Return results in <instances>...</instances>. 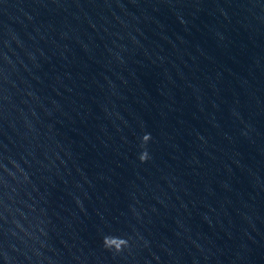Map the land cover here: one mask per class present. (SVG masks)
<instances>
[{"label": "water", "instance_id": "1", "mask_svg": "<svg viewBox=\"0 0 264 264\" xmlns=\"http://www.w3.org/2000/svg\"><path fill=\"white\" fill-rule=\"evenodd\" d=\"M0 264H264V0H0Z\"/></svg>", "mask_w": 264, "mask_h": 264}, {"label": "clouds", "instance_id": "2", "mask_svg": "<svg viewBox=\"0 0 264 264\" xmlns=\"http://www.w3.org/2000/svg\"><path fill=\"white\" fill-rule=\"evenodd\" d=\"M150 138H151V136H150V134H145L144 136H143V142H145V143H147L149 140H150ZM149 157H148V153L145 151V152H143L141 155H140V157H139V159L141 160V162H144V161H146L147 159H148ZM112 238H116V237H111V236H106L104 239H103V244H104V246L106 247V248H108V249H115V251H117V252H119V251H121L126 245H127V241L125 240V239H123V238H120L121 240H123V241H125V243L123 244V246L122 247H120V248H113L112 246H110L109 244H108V240L109 239H112ZM119 238V237H118Z\"/></svg>", "mask_w": 264, "mask_h": 264}]
</instances>
